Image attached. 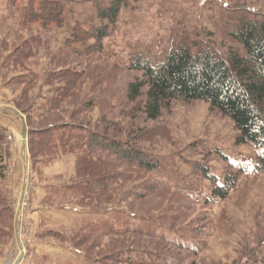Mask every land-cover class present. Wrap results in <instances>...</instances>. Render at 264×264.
I'll use <instances>...</instances> for the list:
<instances>
[{"label":"rangeland","instance_id":"rangeland-1","mask_svg":"<svg viewBox=\"0 0 264 264\" xmlns=\"http://www.w3.org/2000/svg\"><path fill=\"white\" fill-rule=\"evenodd\" d=\"M27 1L0 0V108L9 107L19 112L27 127V174L18 217V244L14 219L23 180V124L12 111H0V165L3 172L0 197L11 203L13 215V235L3 240L0 237V264L7 259H15L17 264H50L41 255L29 257L24 262L31 246L38 240L51 241L54 245L49 248L55 264H65L76 257L75 252L67 249V244L75 242L76 238L63 231L82 225L85 216H91L87 220L90 222L94 214L98 218L102 211L107 213L116 207L152 216L167 215L160 217H165V223L160 222L172 229L192 225L204 230L207 236L196 238L206 246L195 256L185 251L178 255L171 253L168 246L153 245L147 237L127 234L128 239L95 235L83 239L81 244L86 250L92 246L91 251L88 250L90 253L109 257L113 250L121 248L160 249L194 261V264H240L244 261V252L260 249L257 257L261 258L264 254V173L245 174L222 202L198 206L169 190L151 194L148 189L151 184L146 177L115 169L119 174L111 181L112 186L107 192L100 194L98 200H81L65 190L74 180L80 179L75 170L81 153L77 155L59 148L45 155L39 154L34 160L29 151L28 126L41 129L52 120L67 121L78 104V96L91 98L93 105L78 115L80 121L100 129L105 127L103 122L117 123L118 126L110 127L109 133L124 137L129 128L134 132L129 137L131 143L160 160L165 179L185 183L186 188L194 191L208 187V180L197 171V165L206 161L204 156L208 147L219 146L234 162H252L253 150L247 144H234L236 130L232 121L202 101H174L158 119L146 120L142 108L138 110L131 103L123 102L127 82L138 76L125 69L126 58L129 53L141 52L157 63L170 49L179 46H188L193 52L214 50L225 53L228 46L236 49L238 45L230 37V31L242 16L264 17V0H121L115 23L102 20L98 15L114 0H60L65 8L62 26H43L39 22L25 25L23 15ZM34 1L37 4L40 0ZM76 22L88 30L100 26L107 28L108 35L103 40L105 46L98 54L99 60L85 62L58 48L57 44L64 45L65 38L70 37ZM37 30L42 33L41 43H33L29 55L16 65L12 60L13 51L21 41H34L31 37ZM56 65L83 71L77 80L80 89H74L77 93L74 97L60 102L58 108L39 119L42 105L57 87L64 84L58 79L51 83L46 81L47 76L57 70ZM137 129L139 133L135 134ZM207 163L217 169L226 166L217 160L216 153ZM138 192L145 196L134 202V194ZM165 202L173 205L171 210H168L170 206L162 207ZM82 209L87 213L81 212ZM39 210L45 213L46 221L37 216ZM46 230H59L61 237L40 236V232ZM132 239L134 244H129ZM106 262L114 264L107 259Z\"/></svg>","mask_w":264,"mask_h":264},{"label":"trees","instance_id":"trees-1","mask_svg":"<svg viewBox=\"0 0 264 264\" xmlns=\"http://www.w3.org/2000/svg\"><path fill=\"white\" fill-rule=\"evenodd\" d=\"M121 0H114L106 10L99 11L102 20L108 19L115 23L121 7ZM64 4L60 0H28L23 15V23L39 22L43 26H62L64 23ZM105 26L91 30L83 28L79 22L72 27V34L66 37L64 45L57 44L59 49L67 55H73L85 62L99 60L98 54L104 48V39L107 37ZM35 32L31 37L34 41L24 40L13 51L14 63L20 64L31 51L33 43H41L42 33ZM41 34V35H40ZM237 42V48L226 47V52L208 51L193 52L188 46H179L170 49L162 61L153 63L150 56L141 52H132L127 55L125 69L137 74L132 81L127 82L124 90V103H131L140 110L146 120H156L162 112L168 109L174 101L195 102L202 101L210 109L227 116L236 130L233 143L247 144L254 152L252 162L238 160L234 162L227 152L219 146L208 147L205 152L206 161L197 165V171L208 180L209 186L200 191L190 190L185 183L165 179L160 168V160L146 150L135 146L130 141L134 132L127 128V136L109 133L112 126L119 124L111 121L103 122L104 128L92 127L80 121L78 115L93 105V100L79 97L69 115V120H52L46 126L34 128L28 126L29 151L36 160L39 154H48L52 150L74 152L79 157L75 174L80 179L74 180L65 190H69L81 200L98 198L107 192L111 181L116 180L120 169L124 172L144 176L150 181V193L160 190H169L181 194L193 205L208 206L222 202L237 186L240 177L251 173H264V17L242 16L229 33ZM34 37V38H33ZM47 39V38H45ZM55 66V65H54ZM57 70L50 73L46 81L51 83L58 79L64 84L57 87L54 94L42 105L39 119L48 116L51 109L58 108V104L77 93L80 89L77 80L82 77L83 71L56 65ZM97 79V78H96ZM95 79V80H96ZM106 79L109 82L108 77ZM139 131L135 132L138 134ZM80 152V153H79ZM216 153L219 162L225 164L223 169L212 168L207 161ZM204 159V160H205ZM40 160V159H39ZM2 155L0 151V164ZM0 165V176H3ZM130 167L131 169H128ZM155 174V177L151 175ZM122 176V174L120 175ZM133 185H131V188ZM1 192V191H0ZM106 194V193H105ZM132 194V193H131ZM145 194H134V202ZM173 205L165 202L162 207ZM11 203L0 197V237L1 240L13 235V215ZM104 209V208H103ZM94 210V209H93ZM101 210V208H100ZM96 211V209H95ZM81 212L87 213L86 209ZM163 215L152 216L140 211L121 209L119 207L97 215L87 222L91 216L84 217V223L65 234L75 239L67 244L70 251L76 253L74 259L65 264H194L174 254L189 252L193 256L206 245L196 237L207 236L206 231L186 225L180 230L167 227ZM168 218L174 220L175 217ZM163 221V222H160ZM59 230L40 232V236L53 235L61 237ZM104 234V235H103ZM134 235L151 239L152 244L170 247L171 253L160 249L138 248L113 250L109 257L94 255L84 249L81 244L89 236L121 237ZM129 239V238H128ZM129 244H134L133 239ZM91 251V250H90ZM173 251V252H172ZM259 250L244 252V261L240 264H264V254L257 255Z\"/></svg>","mask_w":264,"mask_h":264},{"label":"water","instance_id":"water-1","mask_svg":"<svg viewBox=\"0 0 264 264\" xmlns=\"http://www.w3.org/2000/svg\"><path fill=\"white\" fill-rule=\"evenodd\" d=\"M10 110L13 113H15L17 116H19L21 118L22 124H23V130H22V145H21V151H22V160H23V180H22V186H21V192H20V199L18 202V207L16 210V214H15V219H14V229H15V236L16 239L18 241L19 244V239H18V217H19V213L21 210V203H22V199H23V195H24V188H25V184H26V174H27V165H26V157H25V147H26V139H27V127H26V122L24 120V118L21 116V114L19 112H17L16 110L6 107V108H0V111L2 110Z\"/></svg>","mask_w":264,"mask_h":264},{"label":"crops","instance_id":"crops-1","mask_svg":"<svg viewBox=\"0 0 264 264\" xmlns=\"http://www.w3.org/2000/svg\"><path fill=\"white\" fill-rule=\"evenodd\" d=\"M37 216H39L40 220H43V221L45 220L44 218L46 217L45 213L43 211H41V210H39V212L37 213ZM52 245H54V244L51 241H49V240H38V241H35L33 243V245L31 246L29 254L26 255L25 258L23 259L24 262L29 257L36 256V255H41L44 258H46L48 262L50 261V264L51 263L55 264L54 257L51 255L52 252L50 251V248H49ZM67 249H68V247H67Z\"/></svg>","mask_w":264,"mask_h":264},{"label":"built area","instance_id":"built-area-1","mask_svg":"<svg viewBox=\"0 0 264 264\" xmlns=\"http://www.w3.org/2000/svg\"><path fill=\"white\" fill-rule=\"evenodd\" d=\"M20 254V253H19ZM19 254L18 256L16 257H19ZM4 264H17L16 260L15 259H7Z\"/></svg>","mask_w":264,"mask_h":264}]
</instances>
